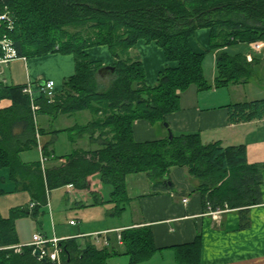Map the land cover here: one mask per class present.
I'll use <instances>...</instances> for the list:
<instances>
[{
    "label": "trees",
    "instance_id": "1",
    "mask_svg": "<svg viewBox=\"0 0 264 264\" xmlns=\"http://www.w3.org/2000/svg\"><path fill=\"white\" fill-rule=\"evenodd\" d=\"M1 14L9 19L0 20V40L12 41L19 57L73 54L75 73L63 80L60 93L41 92L33 102L38 107L35 112L25 84L0 83V101L12 102L0 110V168H8L17 186L30 192L33 205L13 208L7 218L0 214V264H58L40 259L33 245L15 251L13 246L19 245L16 220L26 215L38 218L49 190L72 185L78 191H90L94 175L109 190L107 200L101 198V190L91 192L95 204L115 203L116 215L129 202L128 174L145 172L162 183L174 167H185L200 180L206 207H222L225 202L247 207L261 201L260 170L248 163L245 144L204 143L199 132L176 134L173 130L172 138L167 133L137 140L134 126L137 120L163 125L169 114L181 109V96L191 87L203 91L246 83L253 61L242 51L224 49L264 41V0H0ZM201 28L210 30V50H217L213 83L205 77V53L195 51L190 43ZM141 39L155 42L167 62L175 63L159 72L153 87L146 84L140 57L128 56ZM97 45H107L115 57L108 84L98 73L104 63L89 59L87 53ZM118 52L127 58H120ZM227 107L230 123L264 118V98ZM85 110L92 119L77 124L72 136L87 135L96 148H77L58 156L62 163L52 167L44 166L42 160H22V152L39 147L38 135L48 133L37 124L38 115ZM50 154L44 145L43 157ZM120 235L121 253L106 245L82 244L77 238L60 240L61 264H108V258L117 254L128 255V264H144L158 250L147 227L125 228ZM173 248L177 264H201L199 234L194 241Z\"/></svg>",
    "mask_w": 264,
    "mask_h": 264
},
{
    "label": "crops",
    "instance_id": "2",
    "mask_svg": "<svg viewBox=\"0 0 264 264\" xmlns=\"http://www.w3.org/2000/svg\"><path fill=\"white\" fill-rule=\"evenodd\" d=\"M197 34L199 37H205L206 34L208 36V41L206 40V43L203 41L204 44H201L205 47L204 51L194 43ZM209 42L208 28L197 30L195 36L190 38L192 48L197 52H204L205 57L206 53L211 51ZM137 44L142 47L140 59L145 67L146 84L153 87L162 67L175 66V63L167 62L162 48L155 42L146 43L141 39ZM229 48L231 47L224 50L230 53L242 51L250 62L253 61L252 73L248 81L252 79L257 73L255 66L264 60V49L262 52L255 51L251 44L246 47V50H244L245 47L241 49L240 46L232 51ZM156 55L158 58L154 63L152 57ZM114 61L115 57L106 63L112 64ZM214 63L216 65V57ZM0 67V72L4 75V84L30 85L34 97L38 98L41 95L39 86L42 81L53 80L54 92L56 94L61 92L63 80L75 73V59L72 54L57 52L15 58L6 64H1ZM215 78L216 76L214 80ZM101 80L104 82L103 78ZM238 85L241 84H230L228 87ZM207 92L210 93L205 94L194 87L184 92L181 96V109L169 114L167 123L176 134L199 132L204 143L221 141L224 146L245 144L248 163L257 165L261 174L259 203L247 207H232L225 202L222 207H212L214 210H223L217 215L218 217H214L204 204V194L199 189L200 180L191 176L187 168L174 167L170 171L169 179L163 180L162 183L152 180L145 172L128 174L126 187L129 202L122 214L116 215L115 203L95 204L96 199L91 192H96L97 188L102 192L101 198L107 200L109 190L101 187L98 184V175H94V188L90 191H78L72 185L47 191L48 202L41 210L46 209L49 212L48 220L44 219V225L48 231L40 232L33 227L32 239L27 243L32 242L35 233H40L48 239L77 238L82 244L90 242L99 248L106 245L109 249L121 253L124 251L123 244L118 242L121 231L130 227H147L151 230L158 250L144 264H177L173 246L192 242L198 234L201 237V264H264V118L237 124L230 123L227 107L231 103L258 98L245 97V99L235 100L232 95L228 96V93L219 91L218 88L209 89ZM11 103L10 99H2L0 110L9 107ZM80 112L82 111L76 113ZM74 114L38 115L37 124L46 128L48 133L38 135L39 147L31 148L38 150V156H27L26 153L31 150L29 149L21 153L22 160L25 162L41 160L42 147L48 145L51 154L45 159L44 166L60 165L63 159L57 158L56 146L59 136L64 134L72 143L64 155L77 148H96L97 145L92 143L87 135L72 136V132L77 131L75 127L80 123L54 127L62 118H73ZM66 128L70 130L54 132ZM167 133L165 126L155 133V127L149 122L145 120L135 122L134 135L137 140L162 138ZM166 185L170 188L165 189ZM0 187L4 190V193L0 194L2 217H9L11 209L15 207L29 206L30 209L33 207L30 192L17 186L8 168H0ZM184 199H187V202H184ZM241 208L244 211H240ZM27 216L30 215L21 216L20 219ZM18 219L16 225L20 220ZM22 242L19 238V244L22 245ZM128 263L129 256L125 254L108 258V264Z\"/></svg>",
    "mask_w": 264,
    "mask_h": 264
},
{
    "label": "rangeland",
    "instance_id": "3",
    "mask_svg": "<svg viewBox=\"0 0 264 264\" xmlns=\"http://www.w3.org/2000/svg\"><path fill=\"white\" fill-rule=\"evenodd\" d=\"M203 29H205V28H203ZM206 36H207V34H206ZM206 36L205 37H203V36L199 37L197 34L196 39L194 40V43L198 46V48L203 50V51L205 50V47H203L201 44L206 43V40L208 41V36H207V38H206ZM203 41H204V43H203ZM256 42H259V41L252 42L251 45L256 43ZM138 46L139 45L136 44V46H134L133 48L130 49L129 54H128V56L130 58L135 59V58L141 57L142 47H140V46L138 47ZM229 49L232 51V50H235L236 47H234V48L231 47ZM87 50H88L89 59L102 61V62H104V65H110V63H106V62H109L112 58H114V55H113L111 49L107 45L91 46ZM147 50H149V49H147ZM244 50H246V48H244ZM143 52H145V50H143ZM118 54H119L120 58H127L126 55L123 53L118 52ZM145 54H146V52H145ZM152 54H153V52H152ZM216 55H217V50H211V51L206 53V57H205V61H204L205 77L208 79V81L210 83H212L214 81V77L217 74V68H216V65L214 63ZM151 56H153V55H151ZM152 58H153V62L156 63L158 55H156V57L154 56ZM260 62H261L260 64H257L255 66V72H257V73L248 82H246L245 84L235 86V87H231V86L221 87V88H218V90L222 91L224 93H228L227 94L228 96L232 95L233 98H235V100L240 99V98L245 99V97L248 99L264 98V60H261ZM165 68H166V65H164L162 67V70ZM0 71H1V69H0ZM156 78H157V74H156L155 79ZM3 79H4V75L0 72V83H3ZM103 80H104L103 83L108 84V82L112 80V77L110 74H107L106 76L103 77ZM152 84L154 85V83H152ZM207 91H209V90L208 89L203 90L202 92H204L205 94L210 93ZM53 93H55L54 90H53ZM91 118H92V114L86 110V111H82L80 113H75L73 118H62L60 120V122L58 124H56L54 127L60 126V125H61V127L71 126L75 123L85 124ZM164 124H165V122L163 123V125L162 124L155 125L154 126L155 127V133H158L159 131H161L163 129ZM69 146H72V143H71V141L68 140L66 134L59 136V141L57 142V146H56L57 155L58 156L64 155L68 151ZM26 155L29 157H37L38 156V150L37 149H31L30 151H28L26 153ZM48 217H49V212L46 209H44L38 218H34L32 216H27V217H22L21 219L19 218L20 220L18 219L19 221L17 222L16 226H17V230H18V233L20 236L19 238L21 241H23L22 245L29 244V243H27V241L32 239L33 227H35V230H39L40 232L48 231V228H45V225H44V219L48 220Z\"/></svg>",
    "mask_w": 264,
    "mask_h": 264
},
{
    "label": "built area",
    "instance_id": "4",
    "mask_svg": "<svg viewBox=\"0 0 264 264\" xmlns=\"http://www.w3.org/2000/svg\"><path fill=\"white\" fill-rule=\"evenodd\" d=\"M4 19H9L7 14H1L0 15V20ZM252 47L254 50L262 52L264 49V42L259 41L254 44H252ZM264 54V53H263ZM19 58L17 54L16 48L13 46L12 41L8 39H2L0 40V65L1 64H6L9 61ZM25 58V57H21ZM40 92L47 93L48 95L53 94L54 90V81L53 80H47V81H42L40 82ZM24 92L27 93L31 100H32V107L33 111L35 112L38 107L33 103L34 102V93L33 90L31 89L30 85H26L24 88ZM42 162H44L45 158H41ZM71 186V185H69ZM184 202H187V199L183 200ZM207 209L209 210L210 214L213 215L214 217H218L217 215L222 212L223 210L221 209H216L214 210L210 204L207 205ZM74 223V221H71ZM118 239H121V235H118ZM60 239L53 237L51 239L44 238L40 233H35L33 235V240L29 245H33L35 247V251H39L38 257L40 259H50L51 261L57 262L58 264H61V258H60V253H61V247L59 245ZM16 252H20L22 249V245H15L13 246Z\"/></svg>",
    "mask_w": 264,
    "mask_h": 264
},
{
    "label": "water",
    "instance_id": "5",
    "mask_svg": "<svg viewBox=\"0 0 264 264\" xmlns=\"http://www.w3.org/2000/svg\"><path fill=\"white\" fill-rule=\"evenodd\" d=\"M115 68L116 67L114 65H112V64H110V65H103L99 69L98 73H99L100 76L104 77L107 74L113 73L115 71ZM164 126L168 129L169 138H172L173 137V132H172L171 128L169 127V124L167 122H165ZM168 179H169V177L167 175L164 176V180L165 181L168 180ZM35 254L36 255H39V251L38 250L35 251Z\"/></svg>",
    "mask_w": 264,
    "mask_h": 264
}]
</instances>
